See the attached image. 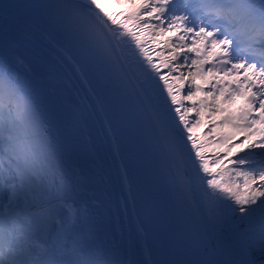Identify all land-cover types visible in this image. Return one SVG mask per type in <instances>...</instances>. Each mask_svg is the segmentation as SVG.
Masks as SVG:
<instances>
[{"label": "bare ground", "instance_id": "6f19581e", "mask_svg": "<svg viewBox=\"0 0 264 264\" xmlns=\"http://www.w3.org/2000/svg\"><path fill=\"white\" fill-rule=\"evenodd\" d=\"M61 1L99 28L116 51L157 132L170 147L169 161L174 174L190 198L194 220L203 230L218 264H262L264 245L255 247L250 234L252 224L264 214L250 216L228 181L227 169L218 166V159L204 150L197 136L185 131V117L180 107L182 85L172 80L171 75L175 73L172 59L161 57V46L152 40L145 21H122L114 11L87 0ZM232 1L235 8L245 11L244 18L259 15L264 24V0ZM213 35L223 39V33L216 30ZM242 45L243 41L228 40L217 59L230 57ZM70 77L76 85L74 91L83 99H91L89 90L81 89L74 75ZM243 81V78L239 79L240 83ZM2 84L8 88L13 100H21L25 105L20 106L18 112H9L5 122L6 127L15 129V135L19 137L14 146L24 147L26 153L15 149L12 155L0 156V160L12 165L21 176L20 166L11 159L23 158L24 167L31 171L34 170L33 157L40 164V172L35 175L36 179L27 180L26 187L33 186L34 190L27 192L21 187L13 204L14 177L4 178L2 171L7 167L1 165L0 215L4 218L13 216L9 225L12 235L16 223L26 224V235L33 240L25 243L29 245L26 251L13 253L10 264H21L20 258L22 263L33 264L39 253L58 243L71 242L85 226L97 225L99 218L94 211L97 192L89 188L87 173L81 172L82 164L74 163L70 126L59 117V103L51 98L52 91L18 55L0 50ZM259 97L264 98V91ZM255 134L259 135L258 132ZM119 178L120 207L123 209L122 199L127 196L120 173ZM5 189L8 194L3 195ZM30 195L36 197L33 202L21 201ZM119 230L115 227L111 242Z\"/></svg>", "mask_w": 264, "mask_h": 264}, {"label": "rangeland", "instance_id": "374dc122", "mask_svg": "<svg viewBox=\"0 0 264 264\" xmlns=\"http://www.w3.org/2000/svg\"><path fill=\"white\" fill-rule=\"evenodd\" d=\"M87 1L114 11L122 21H145L152 40L161 46V57L172 59L175 72L172 80L182 85L180 107L185 117V131L197 136L204 150L218 159V166L227 169L228 181L250 216L264 214V99L259 97L264 91L259 89L264 82V71L239 61L237 56L217 59L228 39L220 40L213 35L201 9L206 0H134L128 9H122L114 0ZM230 35L239 36L233 31ZM168 40L176 44L169 48ZM241 78L243 83L239 82ZM23 104L21 100H13L4 84L0 86V156L12 155L15 149L26 153L24 147L14 146L19 137L5 122L9 112H18L20 106L25 107ZM236 129L240 133L234 136ZM228 134L233 138L224 146L215 141L216 135ZM31 158L34 168L31 171L24 167L23 158L11 159L20 166L21 176L12 165L0 160V166L7 167L3 174L14 177L13 204L21 187L27 192L35 188L26 187L27 180L36 179L35 175L40 172V164ZM35 198L30 195L21 201L33 202ZM26 230V224L14 226L16 243L12 252L26 251L29 245L25 243L33 241L29 240ZM251 230L254 246H263L264 215L252 224Z\"/></svg>", "mask_w": 264, "mask_h": 264}, {"label": "trees", "instance_id": "16d2710c", "mask_svg": "<svg viewBox=\"0 0 264 264\" xmlns=\"http://www.w3.org/2000/svg\"><path fill=\"white\" fill-rule=\"evenodd\" d=\"M114 2L120 6L122 9H128L130 6H132L135 1L134 0H114ZM175 45V41L173 40H168L167 42V47L172 48ZM239 133V130L237 129L236 131H234L232 134L236 135ZM233 135H221L220 137L217 138L216 135V142L222 144V146H224L225 144H227L228 142H230L233 138Z\"/></svg>", "mask_w": 264, "mask_h": 264}]
</instances>
